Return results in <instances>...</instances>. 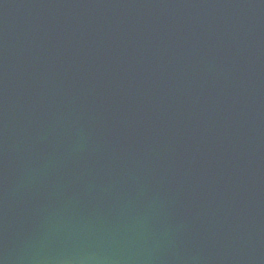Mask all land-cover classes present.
I'll list each match as a JSON object with an SVG mask.
<instances>
[{"label": "water", "instance_id": "water-1", "mask_svg": "<svg viewBox=\"0 0 264 264\" xmlns=\"http://www.w3.org/2000/svg\"><path fill=\"white\" fill-rule=\"evenodd\" d=\"M0 264H264V0H0Z\"/></svg>", "mask_w": 264, "mask_h": 264}]
</instances>
